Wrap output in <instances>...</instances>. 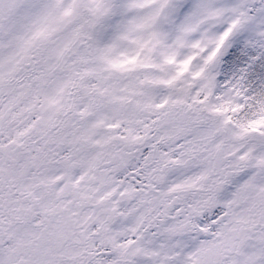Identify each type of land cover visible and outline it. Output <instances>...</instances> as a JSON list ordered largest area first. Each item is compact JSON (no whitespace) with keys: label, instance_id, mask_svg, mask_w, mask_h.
Returning <instances> with one entry per match:
<instances>
[{"label":"snow or ice","instance_id":"1","mask_svg":"<svg viewBox=\"0 0 264 264\" xmlns=\"http://www.w3.org/2000/svg\"><path fill=\"white\" fill-rule=\"evenodd\" d=\"M0 264H264V0H0Z\"/></svg>","mask_w":264,"mask_h":264}]
</instances>
